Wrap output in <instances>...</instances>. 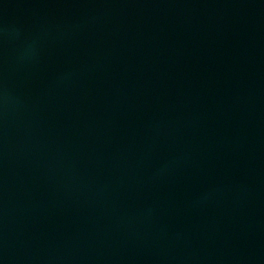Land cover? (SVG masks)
<instances>
[{
	"label": "water",
	"instance_id": "95a60500",
	"mask_svg": "<svg viewBox=\"0 0 264 264\" xmlns=\"http://www.w3.org/2000/svg\"><path fill=\"white\" fill-rule=\"evenodd\" d=\"M0 264H264V0H0Z\"/></svg>",
	"mask_w": 264,
	"mask_h": 264
}]
</instances>
